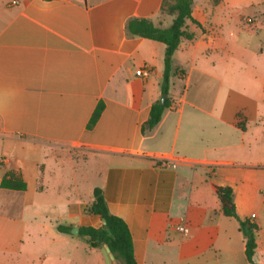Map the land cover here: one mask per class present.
<instances>
[{
	"label": "crops",
	"instance_id": "1",
	"mask_svg": "<svg viewBox=\"0 0 264 264\" xmlns=\"http://www.w3.org/2000/svg\"><path fill=\"white\" fill-rule=\"evenodd\" d=\"M162 4L0 0V264H106L101 248L57 229L104 225L87 212L95 188L128 225L138 264H264V86L227 40V0L193 6L199 25L187 22L193 37L174 53L170 106L142 132L166 47L130 36L127 22L169 27ZM144 65L151 74L137 76ZM161 156L177 167H158ZM10 171L25 190L1 186ZM213 184L232 187L239 219L257 226L253 263Z\"/></svg>",
	"mask_w": 264,
	"mask_h": 264
},
{
	"label": "trees",
	"instance_id": "2",
	"mask_svg": "<svg viewBox=\"0 0 264 264\" xmlns=\"http://www.w3.org/2000/svg\"><path fill=\"white\" fill-rule=\"evenodd\" d=\"M193 0H163L162 12L174 17L172 24L167 28L156 26L152 20L146 18H131L127 22V32L132 37H142L163 43L166 47L164 59V74L161 84L163 94H169L173 69V56L184 38H192L193 34L187 32V22L199 25L192 17ZM182 72V70L180 71ZM170 106L169 97L165 102L156 101L150 111L147 122L142 127L146 133L154 129L161 121L165 110ZM104 109L103 102H99L89 122V128L93 127ZM1 186L7 189L25 190L27 187L22 175L15 171L7 172L1 181ZM213 189L222 204L223 215L236 218L240 223V230L246 238V257L253 263V255L256 248L255 231L257 226L249 221H241L237 215L233 198V189L230 186L213 184ZM93 202L87 208L89 214L97 215L105 224L100 228L80 227L79 236L86 238L89 249L102 248L107 245L114 254L115 259L122 264H138L135 260L131 232L126 222L113 215L104 199L103 191L95 188ZM71 226L58 225L61 233L69 234Z\"/></svg>",
	"mask_w": 264,
	"mask_h": 264
},
{
	"label": "rangeland",
	"instance_id": "3",
	"mask_svg": "<svg viewBox=\"0 0 264 264\" xmlns=\"http://www.w3.org/2000/svg\"><path fill=\"white\" fill-rule=\"evenodd\" d=\"M220 1L193 0L192 6H218ZM224 6H227V40L232 43L233 40L240 41L238 47L237 45L233 47L246 53L239 64L244 65L243 71H246L247 76L254 75L256 80L264 86V0H227ZM244 32H248L249 35L243 34ZM241 42L243 46L240 48ZM257 49L262 50V53L255 56L253 53ZM64 171H68L67 166ZM96 176V171L89 168V185L96 184ZM88 197L92 199L93 193L88 194ZM81 242H87V239L83 238ZM88 260L91 262L92 257Z\"/></svg>",
	"mask_w": 264,
	"mask_h": 264
},
{
	"label": "built area",
	"instance_id": "4",
	"mask_svg": "<svg viewBox=\"0 0 264 264\" xmlns=\"http://www.w3.org/2000/svg\"><path fill=\"white\" fill-rule=\"evenodd\" d=\"M151 74V68L148 65H144L136 71V75L139 77H147ZM177 160L171 159L170 157L161 156L156 159V164L161 168H176ZM255 217V215H253ZM178 230L183 233H188L189 228L184 224L178 226Z\"/></svg>",
	"mask_w": 264,
	"mask_h": 264
},
{
	"label": "water",
	"instance_id": "5",
	"mask_svg": "<svg viewBox=\"0 0 264 264\" xmlns=\"http://www.w3.org/2000/svg\"><path fill=\"white\" fill-rule=\"evenodd\" d=\"M167 98V94H163L162 95V98H161V101L162 102H165ZM104 224H105V221L103 220ZM71 233L75 236H78L79 235V228L78 227H73L71 229ZM102 253H103V256H104V259H105V262L106 264H111V262L113 260H115V256L114 254L111 252L110 248L107 246V245H104L102 248Z\"/></svg>",
	"mask_w": 264,
	"mask_h": 264
}]
</instances>
